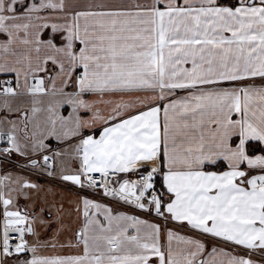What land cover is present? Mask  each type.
<instances>
[{"label":"snow or ice","instance_id":"obj_1","mask_svg":"<svg viewBox=\"0 0 264 264\" xmlns=\"http://www.w3.org/2000/svg\"><path fill=\"white\" fill-rule=\"evenodd\" d=\"M0 264H264V0H0Z\"/></svg>","mask_w":264,"mask_h":264}]
</instances>
